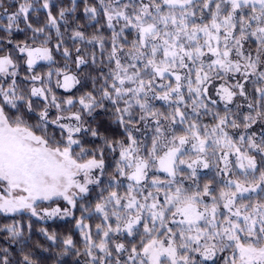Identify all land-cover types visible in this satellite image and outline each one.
<instances>
[{
    "label": "snow or ice",
    "instance_id": "6c2138e0",
    "mask_svg": "<svg viewBox=\"0 0 264 264\" xmlns=\"http://www.w3.org/2000/svg\"><path fill=\"white\" fill-rule=\"evenodd\" d=\"M65 257L264 264V0H0V264Z\"/></svg>",
    "mask_w": 264,
    "mask_h": 264
},
{
    "label": "trees",
    "instance_id": "16d2710c",
    "mask_svg": "<svg viewBox=\"0 0 264 264\" xmlns=\"http://www.w3.org/2000/svg\"><path fill=\"white\" fill-rule=\"evenodd\" d=\"M40 227H48L50 230H58L61 233H64L67 231L68 228L72 227L71 224H69L67 221H61V220H55V221H48V222H41V221H35L34 223V231L32 233L33 242L36 240H40L43 242V237L40 235L38 229ZM72 259L74 257H65V264H71Z\"/></svg>",
    "mask_w": 264,
    "mask_h": 264
}]
</instances>
